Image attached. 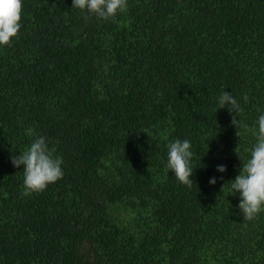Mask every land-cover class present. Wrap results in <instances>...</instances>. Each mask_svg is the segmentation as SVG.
<instances>
[{
  "label": "trees",
  "instance_id": "16d2710c",
  "mask_svg": "<svg viewBox=\"0 0 264 264\" xmlns=\"http://www.w3.org/2000/svg\"><path fill=\"white\" fill-rule=\"evenodd\" d=\"M71 5L23 0L0 47V264H264V212L222 188L264 109V0H127L107 20ZM39 136L64 175L31 192L10 158ZM176 138L190 187L166 168Z\"/></svg>",
  "mask_w": 264,
  "mask_h": 264
},
{
  "label": "clouds",
  "instance_id": "9594fccd",
  "mask_svg": "<svg viewBox=\"0 0 264 264\" xmlns=\"http://www.w3.org/2000/svg\"><path fill=\"white\" fill-rule=\"evenodd\" d=\"M22 7L23 0H0V47L9 45L11 38L21 29ZM71 7L107 20L122 12L127 7V0H72ZM215 104L216 111L226 108L232 114L231 124L239 130L241 121L237 119V114L243 111L240 101L231 92L223 90L215 97ZM257 112L254 124L243 126L254 137V143L245 149L247 156L243 158L236 146L234 151L243 160L242 167L233 179L222 185L223 188L227 184L229 195L238 196L236 207L247 220L264 212V109L258 108ZM193 158L191 140L176 138L167 144L166 168L188 187L194 183L192 177L196 167L193 166ZM10 159L14 167L22 166L23 184L31 192L45 190L64 175L62 157L52 153L44 136L35 138L26 151L12 155ZM216 170L224 173L226 165L219 164ZM217 179L216 176L210 177L208 183L215 185Z\"/></svg>",
  "mask_w": 264,
  "mask_h": 264
}]
</instances>
